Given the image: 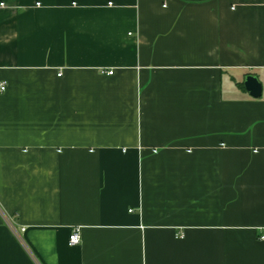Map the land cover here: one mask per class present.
Instances as JSON below:
<instances>
[{
    "label": "crops",
    "instance_id": "obj_1",
    "mask_svg": "<svg viewBox=\"0 0 264 264\" xmlns=\"http://www.w3.org/2000/svg\"><path fill=\"white\" fill-rule=\"evenodd\" d=\"M1 82L0 264H264V0H0Z\"/></svg>",
    "mask_w": 264,
    "mask_h": 264
},
{
    "label": "water",
    "instance_id": "obj_2",
    "mask_svg": "<svg viewBox=\"0 0 264 264\" xmlns=\"http://www.w3.org/2000/svg\"><path fill=\"white\" fill-rule=\"evenodd\" d=\"M245 87L254 98H260V96L262 95V85L254 76H248L246 78Z\"/></svg>",
    "mask_w": 264,
    "mask_h": 264
},
{
    "label": "built area",
    "instance_id": "obj_3",
    "mask_svg": "<svg viewBox=\"0 0 264 264\" xmlns=\"http://www.w3.org/2000/svg\"><path fill=\"white\" fill-rule=\"evenodd\" d=\"M110 74H113V72L111 71ZM6 89H7V83L1 82L0 83V94L4 93ZM69 243L71 246H77L81 243V229L80 228L73 229L70 235Z\"/></svg>",
    "mask_w": 264,
    "mask_h": 264
}]
</instances>
